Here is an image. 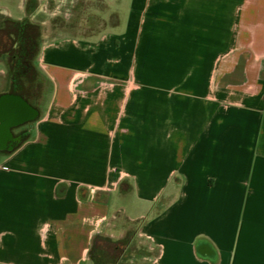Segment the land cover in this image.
<instances>
[{
	"label": "crops",
	"instance_id": "0c3cea01",
	"mask_svg": "<svg viewBox=\"0 0 264 264\" xmlns=\"http://www.w3.org/2000/svg\"><path fill=\"white\" fill-rule=\"evenodd\" d=\"M93 1L0 0L41 27L38 114L0 146V264L91 261L122 192L135 264H264V0H103L104 26H71Z\"/></svg>",
	"mask_w": 264,
	"mask_h": 264
},
{
	"label": "rangeland",
	"instance_id": "374dc122",
	"mask_svg": "<svg viewBox=\"0 0 264 264\" xmlns=\"http://www.w3.org/2000/svg\"><path fill=\"white\" fill-rule=\"evenodd\" d=\"M21 0H9V4L12 9V14L14 17L20 16L22 13L19 8V3ZM103 0H94L93 4L94 7H83L82 9H76V11H80L78 15V19H68V21H72L70 24L78 26L83 29H87V26L89 22H91V27L94 28V30H98L101 26H104L102 24H105L106 22L103 21L100 22V17L102 16V13L106 11V9L101 8L103 5ZM108 5V11H118L120 15L126 16L129 8L131 0H105ZM37 0H24V4L27 6L28 9H30V6H35ZM5 14V13H4ZM91 14H98L96 17L98 19H94V17H91ZM7 15V14H6ZM90 15V16H88ZM83 16V17H82ZM31 21L35 23H40L39 17H36L34 19H31L29 16L27 17ZM53 18V17H52ZM55 19H49V22H47V25L50 28L62 27L65 30H68L69 23L66 24L64 22L65 19H61L60 17H54ZM81 18V19H80ZM87 18V19H86ZM112 19H109V23ZM87 23V24H86ZM89 31V30H88ZM4 62V61H3ZM37 62V54L35 55L33 59L34 65ZM2 65L0 64V68ZM38 80H35L30 84V88L28 92L24 91L23 94L27 96V98L31 102H36L37 97V91L39 87H37ZM0 80V85H1ZM37 87V88H36ZM10 89L9 84V76L7 72V76L5 79L4 86L0 89L1 92H4L5 90L8 91ZM124 192L122 194H117L116 197H114L113 200V207L111 208V211H114L111 220H109V224L105 225L104 231H97L95 234H101L104 237L110 238L109 241L101 240L97 241L96 246L99 247L103 251L102 258L105 259L108 263L107 264H117V260L114 262L116 257L121 253L122 256L127 255L128 253L131 255L133 259L129 261V264H135L138 262V259L141 255H145L148 252V248L137 242L136 240V229H137V220H134L130 217V214H132L133 208H135L136 204L135 202L130 198V194L126 192L125 196H123ZM123 205L126 206V209L123 208ZM134 258L136 260H134ZM133 260V262H132ZM113 262V263H111ZM85 264H92L91 261L87 260Z\"/></svg>",
	"mask_w": 264,
	"mask_h": 264
},
{
	"label": "trees",
	"instance_id": "16d2710c",
	"mask_svg": "<svg viewBox=\"0 0 264 264\" xmlns=\"http://www.w3.org/2000/svg\"><path fill=\"white\" fill-rule=\"evenodd\" d=\"M41 42V27L29 18L14 19L0 12V61H4L8 68L10 89L8 92L23 95L28 92L30 84L38 80L33 59L38 52ZM39 87V81L37 82ZM36 87V88H37ZM109 241L110 238L101 234L92 236L88 249V258L92 264H107L102 258L103 251L97 246V241ZM121 253L114 262L119 260ZM113 263V262H111Z\"/></svg>",
	"mask_w": 264,
	"mask_h": 264
},
{
	"label": "water",
	"instance_id": "95a60500",
	"mask_svg": "<svg viewBox=\"0 0 264 264\" xmlns=\"http://www.w3.org/2000/svg\"><path fill=\"white\" fill-rule=\"evenodd\" d=\"M38 114L27 100L18 94H0V146L10 137L11 129L34 119Z\"/></svg>",
	"mask_w": 264,
	"mask_h": 264
},
{
	"label": "flooded vegetation",
	"instance_id": "af4514ba",
	"mask_svg": "<svg viewBox=\"0 0 264 264\" xmlns=\"http://www.w3.org/2000/svg\"><path fill=\"white\" fill-rule=\"evenodd\" d=\"M12 94H16V93H12ZM18 95H20V94H18ZM20 96H22L23 97V95H20ZM24 98V97H23ZM17 137L16 136H12L11 138H10V140H9V142L11 141H13V140H15ZM5 145V144H4ZM3 144H2V146H4Z\"/></svg>",
	"mask_w": 264,
	"mask_h": 264
}]
</instances>
